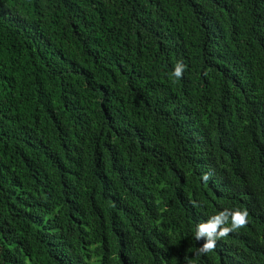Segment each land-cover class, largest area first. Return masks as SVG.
<instances>
[{
    "label": "trees",
    "instance_id": "1",
    "mask_svg": "<svg viewBox=\"0 0 264 264\" xmlns=\"http://www.w3.org/2000/svg\"><path fill=\"white\" fill-rule=\"evenodd\" d=\"M0 264H264V0H0Z\"/></svg>",
    "mask_w": 264,
    "mask_h": 264
},
{
    "label": "clouds",
    "instance_id": "2",
    "mask_svg": "<svg viewBox=\"0 0 264 264\" xmlns=\"http://www.w3.org/2000/svg\"><path fill=\"white\" fill-rule=\"evenodd\" d=\"M185 69L186 65L182 61H177L172 76L177 80L182 78ZM209 178V173H205L202 177L205 182ZM193 206H197L195 202ZM248 215L246 209H224L211 215L206 222L198 223L195 229V240H203V244L197 247L194 255H206L214 251L218 240L247 226Z\"/></svg>",
    "mask_w": 264,
    "mask_h": 264
}]
</instances>
